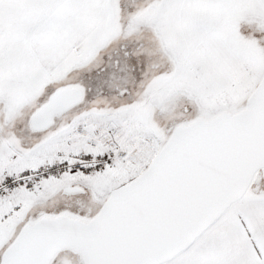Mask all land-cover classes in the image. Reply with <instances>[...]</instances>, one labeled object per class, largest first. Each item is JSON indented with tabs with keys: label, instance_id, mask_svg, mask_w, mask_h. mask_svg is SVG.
I'll use <instances>...</instances> for the list:
<instances>
[{
	"label": "snow or ice",
	"instance_id": "6c2138e0",
	"mask_svg": "<svg viewBox=\"0 0 264 264\" xmlns=\"http://www.w3.org/2000/svg\"><path fill=\"white\" fill-rule=\"evenodd\" d=\"M0 264H264V0H0Z\"/></svg>",
	"mask_w": 264,
	"mask_h": 264
}]
</instances>
